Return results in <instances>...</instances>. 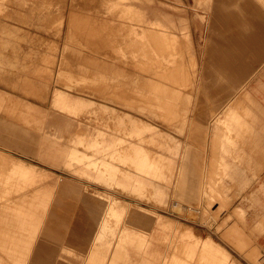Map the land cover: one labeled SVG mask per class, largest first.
I'll return each instance as SVG.
<instances>
[{"label": "rangeland", "instance_id": "obj_1", "mask_svg": "<svg viewBox=\"0 0 264 264\" xmlns=\"http://www.w3.org/2000/svg\"><path fill=\"white\" fill-rule=\"evenodd\" d=\"M209 1L0 0V105L16 107V114L0 108L1 258L22 264L24 258L21 257L35 244L42 224L29 221L41 212V196L39 191L30 188V175L26 166L14 159L18 158L43 174L42 185L53 186L56 192L80 188L89 200L99 204L105 201L106 193L111 192L130 206L129 221L137 230L151 232L159 217L192 230L200 239L211 238L227 250L237 264H252L250 254L241 253L232 243L229 234L235 227L250 240L245 250L257 249L260 263L256 264H264V222L261 227H255L258 219L264 220V163H260L261 159L249 156L241 158L243 163L235 162L238 181L225 179L229 196L212 198L208 216L214 222L207 223L194 210L200 207L194 204V199L174 198L175 190L164 182L155 181L167 189L168 196L163 202L138 197L120 188L108 191L103 185L66 168L58 158L47 157L44 150L23 149L12 142L19 140L30 145L41 137L19 118L18 114L28 111L40 122L48 137H59L57 140L64 146L70 145L69 137L77 127L91 133L104 129L93 115H69L53 106L54 93L59 91L87 103L128 112L130 118H140L139 129L149 128L150 133L155 130L178 147L174 155L176 167L184 160L182 155L186 150L189 156L186 166L197 159L206 167L211 163L210 174L213 168L216 171L221 140L227 130V124L220 118L227 117L231 108L242 109L243 93L254 95L256 80L264 81V55L238 79L217 72L208 64V48L224 42L218 33L242 28L241 25L213 24L212 14L202 11ZM239 1L244 0L228 3ZM246 1L264 15V8L256 0ZM225 4L221 5L222 11L239 12L233 4L224 7ZM185 27L188 28L186 39L181 33ZM152 30H157L160 37H154ZM145 46L151 48L152 57L145 56ZM192 130L195 133L192 134ZM202 133L209 148L201 146ZM186 191L190 193L191 188ZM251 196L262 202L258 217ZM61 201L58 207L61 214H58L47 248L77 264L83 259L93 223L86 219L83 202L73 196H65ZM214 203L219 205L212 212ZM236 207L245 211V219L234 213ZM136 216L144 224L136 222L133 219ZM31 226L32 231L28 232ZM19 234L25 236L18 238ZM158 246L164 250L163 244ZM0 264L10 263L1 260Z\"/></svg>", "mask_w": 264, "mask_h": 264}, {"label": "crops", "instance_id": "obj_2", "mask_svg": "<svg viewBox=\"0 0 264 264\" xmlns=\"http://www.w3.org/2000/svg\"><path fill=\"white\" fill-rule=\"evenodd\" d=\"M228 1L211 0L202 11L212 14V23L215 25L228 27L241 25L242 28L240 27L241 29L237 31L229 29L218 33V37L224 42L222 45L218 42L215 46L208 48L207 61L217 72L225 73L232 79H238L241 75L248 73L253 68V64L264 55V15L252 9L250 1L231 3ZM256 1L264 8V0ZM223 2L226 3L224 7L232 4L237 7L238 14L222 11ZM209 18L211 20V17ZM209 18L206 19L208 22H210ZM185 28L181 30L184 39L188 34V28ZM255 84L254 95L249 92L243 93L242 109L231 108L227 117L223 115L220 118L221 122L227 124V130L221 140L216 162L219 168L216 171L213 168L211 174V163L206 167V164H201L195 159L193 163L190 162V165L186 166L185 160L189 157L186 150L182 155L184 160L182 159L179 167H176L174 155L177 154L178 147L170 144L168 138L155 130L150 133L149 128L139 129L142 126L140 118H130L128 112H120L105 105L87 103L59 91L54 93L53 106L69 115H93L104 129H95V132L91 133L77 127L69 137L70 145L64 146L57 140L59 137H48L42 131L40 122L28 111L18 114L19 118L39 132L41 137L34 140L32 145H24L19 140L12 142L23 149L36 152L44 150L47 157L56 158V160L58 158L66 168L103 185L108 191L120 188L138 197L163 202L168 196L167 189L160 187L155 181L164 182L175 190L174 198L180 201L187 198L194 199V204L200 206L194 210L200 213L204 222L210 223L214 221L208 216L209 202L212 198L221 197L223 194L229 196L225 179L234 183L238 181L236 177L239 171L235 167V162L243 163L241 158L250 156L261 159L260 163H264V81L259 78ZM194 89L196 93H199L197 87ZM1 107L16 114V107L12 104L5 106L1 104ZM193 133L195 132L192 130ZM205 137L203 133L200 135L201 146L209 148V143L206 145L204 142ZM14 159L26 166V171L31 178L30 188L39 191L41 196L39 205L42 207V211L36 215L38 217L29 219L30 222L40 221L42 224L35 244L29 246L23 253L22 264H72L75 262L61 254L51 253V250L47 248L52 232L57 226L58 214H61L58 207L65 196H73L75 200L83 202L86 219L93 223V230L86 242L83 259L77 264H237L227 250L211 238L200 239L192 230L175 222H165L159 217H156V228H153L151 232L137 230L129 221L127 212L130 206L120 202L111 192L106 193L105 201L100 204L89 200L79 190L80 188L56 192L53 186L42 185L44 175L38 173L36 168L18 158ZM255 162L258 163V161ZM247 163H250L249 159ZM17 170L20 174L22 173V170ZM188 188H191L190 193L186 191ZM68 193H71V196L67 195ZM251 200L257 207L255 216L258 217L263 209L262 202L256 196H251ZM218 205L214 203L211 211L217 210ZM44 210L47 212H43ZM234 213L245 219L243 209L236 207ZM133 219L144 224L138 216ZM263 222L264 220L258 219L255 227H261ZM32 228L33 226L28 228V232L29 229L31 232ZM168 230L172 232L169 233ZM230 232L229 236L233 238L234 246L241 253L250 254L249 261L252 264L260 263L257 249L245 250L250 240L238 233L235 227H232ZM24 236L17 235V237ZM161 244L164 245L163 251L158 248ZM251 253L255 255L252 256ZM9 260L5 259L10 264H16L13 263V259Z\"/></svg>", "mask_w": 264, "mask_h": 264}, {"label": "bare ground", "instance_id": "obj_3", "mask_svg": "<svg viewBox=\"0 0 264 264\" xmlns=\"http://www.w3.org/2000/svg\"><path fill=\"white\" fill-rule=\"evenodd\" d=\"M145 31H146V29H145ZM146 32L149 33V31H146ZM150 32H151V34H152L154 37H156L155 35H158V36H159V33H158L157 30H152V31H150ZM148 33H147V34H148ZM148 35H149V34H148ZM149 36H150V35H149ZM159 37H160V36H159ZM165 37H166V36H165ZM167 39L170 41L171 38H170L169 35L167 36ZM145 42H146V41H145ZM148 43H149V42H148ZM148 43H147V44H148ZM150 44H151V43H150ZM145 45H146V43H145ZM160 45H163V44H160ZM145 47H146V51H145V52H146V55H145V53H144V55H145L146 57H149V56H151V55H154L153 52L151 51V48H149V46H148V47L145 46ZM160 48H161V47H160ZM151 57H152V56H151ZM151 57H150V58H151ZM156 65H157V64H156ZM179 67L181 68V66H179ZM181 69H182V68H181ZM181 69H180V70H181ZM146 70H147V69H146ZM152 72H153V71H152ZM176 72H177V70H176ZM169 73H170V72H169ZM164 75H165V74H164ZM169 83H170V82H169ZM166 98H167V97H166ZM170 98H171V97H170ZM172 100H173V99H172ZM122 102H123V101H122ZM21 201H22V200H21ZM39 206H41V205H39ZM39 208H40V207H39ZM41 211H42V210H41ZM0 212H1V211H0ZM38 212H39V211H38ZM41 214H42V213H41ZM7 219H8V218H7ZM1 223L3 224V223H5V222H1ZM9 224H10V223H9ZM3 233H4V232H3ZM6 233H7V232H6ZM8 234H9V233H8ZM6 235H7V234H6ZM10 237H11V236H10ZM18 238H19V237H18ZM0 240H1V239H0ZM9 240H10V239H9ZM6 241H7V239H6ZM6 244H7V243H6ZM2 246H3V245H2ZM2 246L0 245V247H2ZM1 260L3 261V260H5V259L0 257V261H1Z\"/></svg>", "mask_w": 264, "mask_h": 264}]
</instances>
